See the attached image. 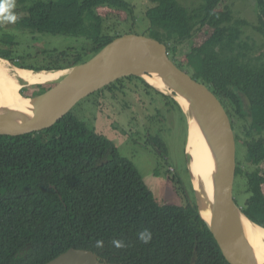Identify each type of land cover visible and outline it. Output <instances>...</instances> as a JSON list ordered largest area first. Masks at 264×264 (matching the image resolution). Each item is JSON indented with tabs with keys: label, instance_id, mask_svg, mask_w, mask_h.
<instances>
[{
	"label": "trees",
	"instance_id": "obj_1",
	"mask_svg": "<svg viewBox=\"0 0 264 264\" xmlns=\"http://www.w3.org/2000/svg\"><path fill=\"white\" fill-rule=\"evenodd\" d=\"M221 2L204 0L189 10L178 0H151L146 16L168 39H191L204 27H212V35L188 53L180 68L222 100L227 93L238 105L236 91H243L251 116L264 123V0H258L260 21L254 27L258 36L246 38L244 29L250 23L236 18L230 9L218 11ZM109 8L133 13L125 0L35 1L25 8L22 20L12 23L22 27L20 35L1 34L0 58L37 72L85 63L121 36L102 29L99 11ZM89 28L93 34L86 47L53 51L59 57L46 65L26 62L25 57L46 56L48 51L20 53L25 43L32 48L48 36L81 37ZM125 80H139L180 108L141 78L130 76L116 83ZM34 87L38 91L22 93L38 96L51 89V85ZM153 139L166 152V144L159 137ZM247 157L251 164L262 158L253 141ZM235 197L247 216L264 225V178L252 166L244 171L239 157ZM191 201L159 202L116 143L72 112L41 133L0 137V264H47L72 248L90 250L109 264H192L195 252V264H229ZM145 228L152 232L149 244L137 237ZM114 239L127 246L115 248ZM96 240H103V249L95 247Z\"/></svg>",
	"mask_w": 264,
	"mask_h": 264
},
{
	"label": "water",
	"instance_id": "obj_2",
	"mask_svg": "<svg viewBox=\"0 0 264 264\" xmlns=\"http://www.w3.org/2000/svg\"><path fill=\"white\" fill-rule=\"evenodd\" d=\"M0 60L6 61L12 69H19L9 60L3 58ZM73 68L79 70L74 79L68 83H65L67 79L61 80L43 94L28 97L20 91L21 96L28 102L31 101V106H35L33 100L62 85L57 98L34 119L15 125L0 124V137H21L41 133L61 122L82 100L120 79L135 76L148 83L147 77L158 76L175 89L172 94L159 91L148 84L172 97L185 115H189L197 141L207 153L208 163L212 168L216 189L214 201L205 197L190 176L201 218L207 224L229 264H264V260L258 257L247 242L244 221L247 219L263 230L264 225L251 219L237 205L236 133L226 108L215 93L178 67L170 58L166 44L146 35H122L107 44L87 62L63 70ZM58 71L60 70L48 73ZM25 85L33 87L47 83L31 85L25 81ZM185 106L188 107L187 111ZM196 260L195 252L191 263L195 264ZM47 264L109 263L90 250L72 248Z\"/></svg>",
	"mask_w": 264,
	"mask_h": 264
},
{
	"label": "rangeland",
	"instance_id": "obj_3",
	"mask_svg": "<svg viewBox=\"0 0 264 264\" xmlns=\"http://www.w3.org/2000/svg\"><path fill=\"white\" fill-rule=\"evenodd\" d=\"M133 7L130 10L104 9L102 14V29L113 35L138 34L158 39L166 45H170V58L178 67L186 59L188 53L203 43L212 35L213 28L206 26L193 38L181 39L174 36L168 39L165 32L158 26L151 24L146 16L151 0H125ZM178 2L191 10L199 7L204 0H178ZM232 9L235 17L245 18L250 25L245 29L244 38L257 37L254 30L259 25L258 0H223L218 11ZM21 33L14 30L11 23H4L1 34ZM93 34L89 28L84 36L74 39L66 37H47L43 42H38L34 47L25 46L20 53L31 49L33 52L45 50L49 55L25 57L26 62L38 65H46L57 59V53L70 47H86L87 37ZM56 51L57 53H51ZM10 74L21 83V92L32 94L37 88H27L25 83L17 77L12 70ZM65 75V74H63ZM65 77V76H64ZM47 83L51 88L57 85L63 78ZM116 83V82H115ZM23 84V85H22ZM95 92L82 100L73 110L74 116L100 134L107 136L118 146L121 154L136 164L146 184L152 190L155 198L166 204L185 205L188 199L196 203L191 177L189 174L187 146L189 139L188 118L184 111L169 99L153 91L144 88L139 80H125L118 82L114 87ZM115 97V98H114ZM153 138L159 137L166 144L164 155H156L147 151L142 144L147 142V133ZM239 152V151H238Z\"/></svg>",
	"mask_w": 264,
	"mask_h": 264
},
{
	"label": "bare ground",
	"instance_id": "obj_4",
	"mask_svg": "<svg viewBox=\"0 0 264 264\" xmlns=\"http://www.w3.org/2000/svg\"><path fill=\"white\" fill-rule=\"evenodd\" d=\"M9 66L10 65L6 61L0 60V124L3 125H15L34 119L42 109L47 108L57 98V95L62 88L61 85L60 88H55L52 92H48L47 94L36 98L33 100L35 106H31V101L28 102V100L24 99L19 93L22 88L21 83L18 82L15 76L10 74L11 69H9ZM12 70L16 72L15 75L17 77L22 81L24 80V83L26 81L31 85L49 83L61 79L62 76H65L62 80L67 79L65 83H68L77 76L79 71H76V68L61 70L54 73H48L46 71L37 72L20 68ZM146 79L149 84L159 91L172 94L175 90L170 87L165 80L158 76H150ZM185 110H188L187 106H185ZM187 118L189 125V139L186 152L188 157H190L188 162L189 173L194 180V183L205 197L214 201L216 189L212 176V168L208 163L207 153L197 141L189 115ZM244 231L249 246L254 250L258 257L264 260V230L245 219Z\"/></svg>",
	"mask_w": 264,
	"mask_h": 264
},
{
	"label": "flooded vegetation",
	"instance_id": "obj_5",
	"mask_svg": "<svg viewBox=\"0 0 264 264\" xmlns=\"http://www.w3.org/2000/svg\"><path fill=\"white\" fill-rule=\"evenodd\" d=\"M35 1L37 2L39 0H27V1L13 0L15 7L12 9V11L17 15V19L19 21L22 20L27 15V11L25 8H28V6L31 5V3ZM44 1L51 2V1H58V0H44ZM33 7H36V6L34 5ZM259 13H260V8H259ZM11 26L14 28V30L20 33L24 31L22 30V27L20 25H17V24L14 25L11 23ZM245 29H244V35H245ZM48 37H54V36H48ZM56 37H64V35H58ZM44 38H47V37H44ZM78 38L80 37H74V39H78ZM166 46L168 47V53L170 52V55H171V49H172V48L170 49L171 46L170 45H166ZM78 49H81V48H78ZM107 87L103 88L100 91H103L104 89L107 90L108 89ZM109 91L113 92L112 89H109ZM224 94L225 95L222 96V97H225L223 100L220 99L218 95L216 94L215 95L221 100L222 104L226 108L231 118L232 125L236 133L237 151H239L238 157L241 163V168L244 171H246L252 166L254 170L258 171L259 178L262 179L264 178V123L260 120L254 119L251 116L252 113H251V108L249 106V100L247 99L243 91H236V95L239 98L238 105L234 102V100L227 98L231 96L227 95V93H224ZM147 134H148L147 142L143 143L142 146L147 151H150L153 154L160 155V156L164 155L165 152L162 151L161 148L156 144V141L153 139L152 135L149 132ZM252 141L256 145V151H260V155L262 156V158L259 159V164H256L255 162H252L251 164L249 157H247L248 146H251Z\"/></svg>",
	"mask_w": 264,
	"mask_h": 264
},
{
	"label": "clouds",
	"instance_id": "obj_6",
	"mask_svg": "<svg viewBox=\"0 0 264 264\" xmlns=\"http://www.w3.org/2000/svg\"><path fill=\"white\" fill-rule=\"evenodd\" d=\"M14 7L15 4L13 0H0V23H16L17 15L12 11ZM137 237L141 243L149 244L152 240V232L150 229L145 228L137 233ZM112 245L117 249H122L127 246L123 240L118 239H114L112 241ZM95 247L103 249V240H96Z\"/></svg>",
	"mask_w": 264,
	"mask_h": 264
}]
</instances>
